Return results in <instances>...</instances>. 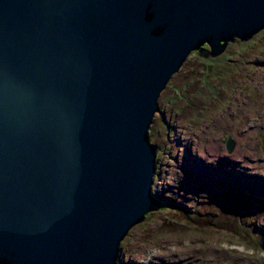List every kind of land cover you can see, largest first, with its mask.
Returning <instances> with one entry per match:
<instances>
[{
  "label": "water",
  "instance_id": "95a60500",
  "mask_svg": "<svg viewBox=\"0 0 264 264\" xmlns=\"http://www.w3.org/2000/svg\"><path fill=\"white\" fill-rule=\"evenodd\" d=\"M262 28L264 0H0V264H123L165 204L161 93L192 52Z\"/></svg>",
  "mask_w": 264,
  "mask_h": 264
},
{
  "label": "rangeland",
  "instance_id": "374dc122",
  "mask_svg": "<svg viewBox=\"0 0 264 264\" xmlns=\"http://www.w3.org/2000/svg\"><path fill=\"white\" fill-rule=\"evenodd\" d=\"M260 81L264 82V28L248 39L230 42L226 51L215 56L192 52L170 79L159 98L161 111L150 130L151 141L157 144L159 153L154 188L159 197L165 198V204L163 209L150 212L126 235L122 242L126 264L135 258L139 262L153 260L149 256L151 249L163 254L160 257L164 259L156 261L159 264H264V250L254 238L264 233V91L259 87ZM244 100L247 112L242 114L239 110ZM229 108L236 114L235 119ZM226 114L232 124L227 126L225 121L224 128L213 125L210 131L200 135V140L208 144L209 140L218 139L227 146V139H233L236 121L243 130L258 128L251 137L258 140L252 148L258 158L238 159L239 163L246 164L248 160L258 167L244 165L239 171L226 156L222 166L226 164L223 168L227 175L212 177L203 174V169L190 168L186 143L199 138L196 134L204 126L214 124ZM200 156L211 166L215 162L213 158ZM181 161L182 178L176 179ZM164 162H171L169 171L160 167ZM247 172L257 175L259 180L248 178ZM239 175L242 181L236 178ZM211 181L221 186L217 193L210 187ZM241 198L246 201L243 217L249 219L248 235L229 227L228 222L201 223L218 211V218L228 214L221 206L233 205V200L239 204ZM186 212L192 213V220L186 217ZM229 212L241 215L238 207ZM197 217L201 224L192 222Z\"/></svg>",
  "mask_w": 264,
  "mask_h": 264
},
{
  "label": "bare ground",
  "instance_id": "6f19581e",
  "mask_svg": "<svg viewBox=\"0 0 264 264\" xmlns=\"http://www.w3.org/2000/svg\"><path fill=\"white\" fill-rule=\"evenodd\" d=\"M259 87L261 88V90L264 91V82L263 81L259 82ZM246 104H247V102H246V100H244L242 102L240 110H239L240 113L243 114L244 112H247ZM229 111H230V114H233V117L235 119L236 114L233 111H231V108H229ZM225 121L227 123V126H228V124H232L230 116H228V114H226L223 117L219 118L214 124L204 126V129L202 130V132L199 133L201 131L200 130L198 132L199 135H198V133L196 134L197 137H199V138H194L191 140V148H188L191 151L187 152V154H188V165L190 168H195L198 171L203 169L202 170L203 174L204 173L208 174L211 170H216L221 175H226L227 172L223 168V166L226 164H223V166H222V159L226 156H228V158L231 159L235 163V167H238L239 171L243 170L244 165L249 166L250 168L258 167L257 164H254V162L251 163L248 160H246V164H243V162H241V163L238 162V159L240 157H244V156H247V157L249 156L251 159L258 158V157H256V151L252 150V148H254L255 145L258 143V140H255V139L252 140L251 139V137L254 135V133L257 131L258 128H254L252 130H248V129L243 130L239 127L237 121L235 123H233L237 126L236 128H234V130H232L233 139H234L235 143L231 148L228 146V151H227V146H225L223 144V142L218 140V139L209 140L208 144H205L200 140V137H201L200 135L204 134V132L207 133L208 131H210V128L213 125H216L218 128H224L225 127ZM188 145L190 146V143ZM247 145H249V147H250L249 149L247 148ZM200 155L205 156L206 159L213 158V160L215 161L214 165L213 166H210V165L209 166H207V165L202 166L205 163H202V161L198 159V157H200ZM179 164L181 165L182 161ZM180 165L178 166L180 168V171L177 172V174H176L177 178L176 179L182 178V171L181 170H182L183 166H180ZM200 166L203 168H201ZM230 166H232V165H230ZM197 167H200V169ZM216 171H214L212 173V177H215V175L217 174ZM228 176H233V175H232V173H228ZM236 178L238 180L242 181L240 175ZM183 179H185V176L183 177ZM210 187L211 188L214 187L213 182L212 183L210 182ZM219 187L221 188V186H219ZM160 255H163V254L159 250L151 249V251L149 252V256H153V260L151 258H148L147 261L145 262V264H149L150 262L157 263L156 262L157 259L162 258V257H160ZM173 257H175V256H173ZM163 259L164 258H162V260ZM180 261H181V259H180ZM127 264H132V262L128 261Z\"/></svg>",
  "mask_w": 264,
  "mask_h": 264
},
{
  "label": "trees",
  "instance_id": "16d2710c",
  "mask_svg": "<svg viewBox=\"0 0 264 264\" xmlns=\"http://www.w3.org/2000/svg\"><path fill=\"white\" fill-rule=\"evenodd\" d=\"M177 90L178 89H176V91ZM160 110H161V105H160ZM150 138H151V135H150ZM228 201L231 202L232 200L231 199H228ZM233 201L235 202V204H233V205L223 204V206H221V207L224 208L223 210H225V212H228V214L227 213H223L218 218V213H219V211H218L217 214L214 213V216H209L211 219H208V220L202 219L201 223H203L204 221H207L206 223L216 224L217 220L220 223H222V222H228V226L229 227H232L234 230H237L240 234H243L244 233V234L248 235L249 234V228H248L249 219H248V217H246V218L243 217V214L246 213V209L244 208L246 206V205H244L246 201H244L243 198L240 199V202L237 201L239 204H237L235 200H233ZM236 204H237V206H236ZM173 205L175 206L176 204H173ZM174 206H172V207H174ZM236 207H238L239 209H241V212H240L241 215H239L237 212H235V213H230L229 212V210L235 211V208ZM162 209H163V207H162ZM186 214H187L186 217L188 219H190V220L193 219L192 213L186 212ZM192 222L193 223L196 222L197 223L196 225H198L200 223V220L197 217V218H194V220Z\"/></svg>",
  "mask_w": 264,
  "mask_h": 264
},
{
  "label": "flooded vegetation",
  "instance_id": "af4514ba",
  "mask_svg": "<svg viewBox=\"0 0 264 264\" xmlns=\"http://www.w3.org/2000/svg\"><path fill=\"white\" fill-rule=\"evenodd\" d=\"M204 48H207V49H210V46L207 44V43H205L204 44ZM228 49V47L226 48V50ZM225 50V51H226ZM198 53H199V50H196ZM195 51V52H196ZM208 55H211V53L210 52H208L207 53ZM190 143V146L188 145ZM186 146H187V148H191V140H188V142L186 143ZM159 154V153H158ZM170 156H171V154H169ZM168 154L166 155L167 157L169 156ZM166 157V158H167ZM172 165H171V162H164V163H162V164H160V167L161 168H163V167H165V169L167 170V171H169L172 167H171ZM159 169V166L157 165V170ZM216 193H217V191H216ZM170 205H172V204H170ZM122 252H124L123 250H122Z\"/></svg>",
  "mask_w": 264,
  "mask_h": 264
},
{
  "label": "built area",
  "instance_id": "2783aa9c",
  "mask_svg": "<svg viewBox=\"0 0 264 264\" xmlns=\"http://www.w3.org/2000/svg\"><path fill=\"white\" fill-rule=\"evenodd\" d=\"M123 253H124L123 264H126V253L125 252H123ZM127 256H129V255L127 254ZM131 262H132V264H135V263H138L139 261H137V259L135 258V259L131 260Z\"/></svg>",
  "mask_w": 264,
  "mask_h": 264
}]
</instances>
